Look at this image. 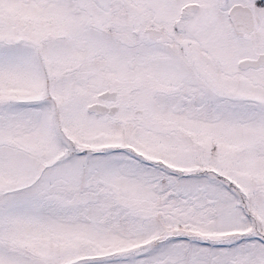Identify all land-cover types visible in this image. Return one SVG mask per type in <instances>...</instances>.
Here are the masks:
<instances>
[{
  "label": "snow or ice",
  "instance_id": "6c2138e0",
  "mask_svg": "<svg viewBox=\"0 0 264 264\" xmlns=\"http://www.w3.org/2000/svg\"><path fill=\"white\" fill-rule=\"evenodd\" d=\"M0 264H264V0H0Z\"/></svg>",
  "mask_w": 264,
  "mask_h": 264
}]
</instances>
